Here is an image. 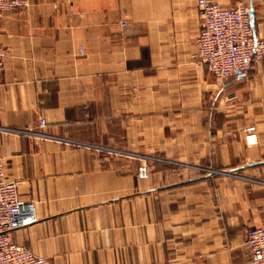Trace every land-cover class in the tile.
I'll return each mask as SVG.
<instances>
[{"label": "crops", "instance_id": "1", "mask_svg": "<svg viewBox=\"0 0 264 264\" xmlns=\"http://www.w3.org/2000/svg\"><path fill=\"white\" fill-rule=\"evenodd\" d=\"M218 1L252 9L264 36V0ZM196 2L28 0L3 14L0 128L57 138L0 130L6 177L36 215L14 243L53 264H249L264 58L224 82L195 67ZM138 156L153 158L144 179Z\"/></svg>", "mask_w": 264, "mask_h": 264}, {"label": "built area", "instance_id": "2", "mask_svg": "<svg viewBox=\"0 0 264 264\" xmlns=\"http://www.w3.org/2000/svg\"><path fill=\"white\" fill-rule=\"evenodd\" d=\"M28 0H0V18L5 12L27 6ZM197 12L202 27L196 38L194 54L195 67L205 66L218 81H227L233 74H246L252 64L264 58V36H256L249 20V8L242 4L223 7L218 0H197ZM124 27L126 24H120ZM3 67L2 47L0 46V71ZM39 120V126H44ZM2 132L29 134L36 138L57 139L40 132H28L10 128H0ZM246 146L257 144L256 129L249 126L244 129ZM89 146V145H88ZM98 150L123 153L120 150L89 146ZM141 165L137 176L147 177L149 156H138ZM18 181L6 177L3 158L0 155V264H53L34 255L23 245L11 239V232L26 227L36 221L34 203L23 201L17 194ZM245 245L250 251L249 264H264V226L247 230Z\"/></svg>", "mask_w": 264, "mask_h": 264}, {"label": "water", "instance_id": "3", "mask_svg": "<svg viewBox=\"0 0 264 264\" xmlns=\"http://www.w3.org/2000/svg\"><path fill=\"white\" fill-rule=\"evenodd\" d=\"M252 15H253V11L252 9H249V20L251 25H252ZM236 74H239V72H236Z\"/></svg>", "mask_w": 264, "mask_h": 264}, {"label": "rangeland", "instance_id": "4", "mask_svg": "<svg viewBox=\"0 0 264 264\" xmlns=\"http://www.w3.org/2000/svg\"><path fill=\"white\" fill-rule=\"evenodd\" d=\"M117 150V149H116ZM149 161H151V160H147L146 161V166H147V169L149 170ZM239 178H241V177H239ZM242 179H247V178H242Z\"/></svg>", "mask_w": 264, "mask_h": 264}]
</instances>
